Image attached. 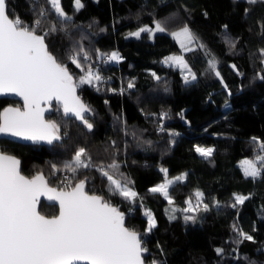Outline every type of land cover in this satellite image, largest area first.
<instances>
[{
    "label": "trees",
    "instance_id": "1",
    "mask_svg": "<svg viewBox=\"0 0 264 264\" xmlns=\"http://www.w3.org/2000/svg\"><path fill=\"white\" fill-rule=\"evenodd\" d=\"M7 2L10 16L29 25L38 18L40 8H50L47 0ZM81 2L84 6L77 10L75 0H61L72 19L65 21L50 12L41 30L56 26L57 31L46 38V43L74 75L81 74L80 69L68 56L73 49L82 48L92 58L84 63L92 64L104 77L99 91L88 85L79 89V95L93 110L87 114L93 128L89 130L74 117L63 116L54 103L46 117L60 126L61 140L38 145L2 137L0 149L21 161L26 176L43 172L48 183L57 187H61L66 172L63 165L81 147L95 164H119L118 171H109L117 177L123 173L132 181L129 186L138 193L134 204L110 196L107 181L95 169L82 173L91 179L87 190L123 210L125 225L141 233L143 246L148 249L146 264L153 259L160 264H264V173L255 179L246 177L239 164L247 157L255 161L257 156H264L259 146L264 142V80L259 79L264 75V55L260 52L264 49V0L255 4L247 0ZM157 20L164 23L165 32L153 37L149 33L126 37L129 30L154 25ZM185 25L199 38L192 47L194 51L184 52L197 74V80L191 83H185L179 68L162 61L166 54L180 50L170 31ZM228 40L235 42V48ZM112 52L122 59L109 61L107 56ZM211 57L218 61L222 79L208 70ZM129 82L135 85L131 89L127 87ZM9 104L22 103L0 97V112ZM252 131H258L261 137L253 141ZM197 146L213 147L212 156H200L195 151ZM52 165L61 171L56 172ZM257 167H261L259 162ZM161 169H167L169 176L187 174L185 180L170 187L172 204L160 193L150 191L165 178ZM197 190L204 193V202L211 210L205 212L201 207L188 213L195 215L197 222L185 223L186 213L181 209L188 207L189 198L196 203ZM234 194L249 198L232 208ZM39 207L48 216L59 210L44 199ZM145 212L155 215L156 227L151 232H146ZM171 215L176 219H170ZM234 224L254 239L236 243L239 237ZM217 248L224 250L222 255L217 254Z\"/></svg>",
    "mask_w": 264,
    "mask_h": 264
},
{
    "label": "snow or ice",
    "instance_id": "2",
    "mask_svg": "<svg viewBox=\"0 0 264 264\" xmlns=\"http://www.w3.org/2000/svg\"><path fill=\"white\" fill-rule=\"evenodd\" d=\"M247 2L255 4L257 0ZM47 3L50 8H40L38 18L29 25L19 17L10 16L7 0H0V95H16L23 100V109L6 107L0 112V133L51 145L62 139L57 122L45 119V112L51 109L52 101L59 102L57 112L62 110L63 116L74 117L91 130L93 124L89 122L87 114L93 110L77 94V90L88 85L99 91V84L104 81V77L92 64L84 63L92 58L82 48L73 49L68 56L71 63L80 69L79 75H74L68 65L49 50L46 38L55 33L57 28L53 24L48 31L43 32V19L50 12L65 21L72 17L64 11L61 0H47ZM83 6L81 0H75L77 10ZM261 27L264 28V24ZM166 30L164 23L157 20L154 21V28L142 27L129 35L139 38L141 33H149L154 36L157 32ZM171 35L180 41L181 48L186 52L194 51L191 45L199 39L187 25ZM227 42L235 48L234 41ZM199 47L205 48L203 44ZM260 52L264 55V49H260ZM207 54L211 56L210 53ZM107 59L119 61L122 57L117 52H112ZM164 63L175 65L184 71L185 83L197 80V74L192 71L184 56H170ZM207 64L208 70L222 79L215 57H211ZM232 67L236 68L235 65ZM152 75L160 80L155 73ZM259 79L264 80V75L259 76ZM134 86L132 82L127 85L129 89ZM224 87L227 88V85ZM119 91L123 94L124 89ZM256 140L253 137V141ZM259 146L264 150V142H259ZM195 151L200 156L209 158L214 149L197 146ZM258 162L261 167H257ZM119 167L115 161L107 167L95 164L86 149L81 147L72 160L63 165V170L72 175L61 179V187L57 188L49 186L43 174H36L31 178L24 175L21 161L0 151V264H145L148 249L143 246L141 233L125 225V213L109 199L95 193L90 194L87 186L91 179L87 173H82V170L95 169L107 181L110 196H119L134 204L138 193L129 187L132 181L123 173L117 177L115 172L109 171H118ZM241 167L246 177L255 179L264 173V156H257L255 161L243 160ZM52 168L56 172L61 171L55 165ZM161 171L165 174L164 182L150 191L160 193L172 204L169 189L175 182L185 180L187 174L168 179V170ZM81 175L82 178H78ZM41 197L58 202V215L48 217L41 214L38 210ZM195 197V204L189 198L186 201L188 207L181 209L186 213L183 217L185 223L197 222V217L188 213H195L201 207L205 212L211 210L209 204L204 202V193L197 190ZM248 198L234 194L235 202L230 207L236 208ZM215 206L219 208V202ZM145 215L148 217L146 232H151L156 227L155 217L150 212H145ZM169 218L176 219V216L171 215ZM233 230L239 237L236 243L254 239L235 224ZM216 252L222 255L224 250L217 248ZM150 264L160 262L153 259Z\"/></svg>",
    "mask_w": 264,
    "mask_h": 264
},
{
    "label": "water",
    "instance_id": "3",
    "mask_svg": "<svg viewBox=\"0 0 264 264\" xmlns=\"http://www.w3.org/2000/svg\"><path fill=\"white\" fill-rule=\"evenodd\" d=\"M39 34V33H38ZM77 94L79 95V89L77 90ZM10 97V98H12V99H15V100H19L22 104L21 105H13V104H9V105H7L6 107H20V108H22L23 109V100H22V98L21 97H19V96H16V95H0V97ZM82 100L84 101V99L82 98ZM85 102V101H84ZM54 103H57L58 105H59V102L58 101H56V100H53L52 101V105H51V109L49 110V111H46L45 112V119L47 120V115L48 114H50L52 111H53V109H54V107H53V104ZM86 103V102H85ZM46 106V105H45ZM6 107H4V108H6ZM3 108V109H4ZM3 109H2V111H3ZM1 111V112H2ZM2 137H5V138H10V139H12V140H15V141H17V142H24V143H33V144H38V145H41V144H47L46 142H38V143H34V142H32V141H29V140H24V139H22V138H19V137H14V136H11V135H8V134H3V133H0V138H2ZM0 151H2L1 149H0ZM6 154H8V153H6ZM9 155H12V154H10L9 153ZM13 156H15V155H13ZM16 157V156H15ZM17 158V157H16ZM23 173V172H22ZM24 174V173H23ZM36 174H43V172L42 173H36ZM36 174H34V175H36ZM25 175V174H24ZM33 175V176H34ZM44 175V174H43ZM45 176V178L47 179V177H46V175H44ZM29 177V176H28ZM32 177V176H31ZM31 177H29V178H31ZM49 186H51V187H57V186H53V185H50L49 184ZM57 188H60V187H57ZM91 194V193H90ZM99 195V194H98ZM45 200L47 203H49V204H56L58 207H59V204H58V202H56V201H49V200H47V198L46 197H41L40 198V202H41V200ZM114 205V204H113ZM115 206V205H114ZM38 210L40 211V207H39V205H38ZM119 210L121 211V212H123V210H121L120 208H119ZM58 213H59V210H58V212L55 214V215H58ZM41 214H43V213H41ZM43 215H45V216H48V215H46V214H43ZM54 215V216H55ZM48 217H52V216H48ZM127 226V225H126ZM128 227V226H127ZM78 264H86V262H78ZM146 264V263H145Z\"/></svg>",
    "mask_w": 264,
    "mask_h": 264
},
{
    "label": "rangeland",
    "instance_id": "4",
    "mask_svg": "<svg viewBox=\"0 0 264 264\" xmlns=\"http://www.w3.org/2000/svg\"><path fill=\"white\" fill-rule=\"evenodd\" d=\"M153 27L154 28V25H150V24H143L142 26H138V27H135V28H133L132 30H129L127 33H126V37H133V36H131V35H129V33H133V32H136V31H138L140 28H142V27ZM182 27H179V28H177L176 30H174V31H170V34L172 33V32H175V31H179L180 29H181ZM142 34V33H141ZM150 37H153L151 34H150ZM173 37V36H172ZM174 39H176L175 37H173ZM177 40V39H176ZM178 41V44H179V46H180V41L179 40H177ZM194 46V44L193 45H191V47H193ZM184 49H182L181 48V46H180V50H177V52H171V53H168V54H166V56H164L163 57V59H162V61L164 62L165 61V59L166 58H168V57H170V56H175V55H182V56H184ZM184 58H185V56H184ZM186 60V59H185ZM190 66V65H189ZM177 67V66H176ZM177 68H179V67H177ZM180 69V68H179ZM180 71L182 72V75H183V77H184V75H185V72L184 71H182L181 69H180ZM257 130H258V128H256ZM251 133V136H253V137H261V134L260 133H258V131H256V132H254V131H252V132H250ZM200 147H202V146H200ZM213 148V147H211V146H208V147H205V148ZM244 160H253L252 158H248L247 157V159H244ZM243 161V160H242ZM254 161V160H253ZM240 166H241V161H240ZM184 173L182 172L181 174H177V175H172V176H169L168 174H167V178L168 179H173V178H175V177H177V176H181V175H183ZM165 179V178H164ZM164 179L163 180H161V182L160 183H163L164 182ZM160 183H157V184H154V185H152V188L154 187V186H156V185H158V184H160ZM129 187H131V186H129ZM132 188V187H131ZM133 189V188H132ZM151 213V212H150ZM154 217H155V215H154V213H151ZM156 220V219H155Z\"/></svg>",
    "mask_w": 264,
    "mask_h": 264
},
{
    "label": "built area",
    "instance_id": "5",
    "mask_svg": "<svg viewBox=\"0 0 264 264\" xmlns=\"http://www.w3.org/2000/svg\"><path fill=\"white\" fill-rule=\"evenodd\" d=\"M65 176H71V174L67 173V172H64V177Z\"/></svg>",
    "mask_w": 264,
    "mask_h": 264
}]
</instances>
